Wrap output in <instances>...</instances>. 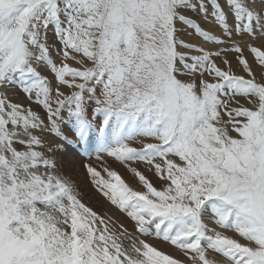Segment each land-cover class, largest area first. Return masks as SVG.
Wrapping results in <instances>:
<instances>
[{"label":"snow or ice","instance_id":"1","mask_svg":"<svg viewBox=\"0 0 264 264\" xmlns=\"http://www.w3.org/2000/svg\"><path fill=\"white\" fill-rule=\"evenodd\" d=\"M0 264H264V0H0Z\"/></svg>","mask_w":264,"mask_h":264},{"label":"rangeland","instance_id":"2","mask_svg":"<svg viewBox=\"0 0 264 264\" xmlns=\"http://www.w3.org/2000/svg\"><path fill=\"white\" fill-rule=\"evenodd\" d=\"M49 39H52L51 33H49ZM257 71H259V69H257ZM14 99L19 100L20 97L15 96ZM97 155L100 156V159L96 158ZM58 159L63 173L74 181L80 199L86 206L92 208L98 215H101L106 219L111 217L113 220L123 221L126 224L128 223L126 217L119 213V211L111 205V203L99 191H97L95 186L91 183L90 177H88L86 173V169L83 167L84 164H90L97 168L98 171H101V174L105 176V178L106 173L103 172V169L105 167H110L117 170L125 178L126 182H129L131 186L135 187V183L131 180V174L128 173L123 166L113 162L111 158L106 157L105 154L98 153L95 149L85 153L79 148L74 150L70 148Z\"/></svg>","mask_w":264,"mask_h":264},{"label":"bare ground","instance_id":"3","mask_svg":"<svg viewBox=\"0 0 264 264\" xmlns=\"http://www.w3.org/2000/svg\"><path fill=\"white\" fill-rule=\"evenodd\" d=\"M18 99V98H17Z\"/></svg>","mask_w":264,"mask_h":264}]
</instances>
